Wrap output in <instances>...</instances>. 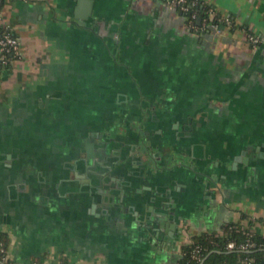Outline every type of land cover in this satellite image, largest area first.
Here are the masks:
<instances>
[{
  "label": "crops",
  "instance_id": "0c3cea01",
  "mask_svg": "<svg viewBox=\"0 0 264 264\" xmlns=\"http://www.w3.org/2000/svg\"><path fill=\"white\" fill-rule=\"evenodd\" d=\"M202 1L230 22L191 29L163 0H3L22 50L0 74L14 263L175 264L229 221L264 235V0Z\"/></svg>",
  "mask_w": 264,
  "mask_h": 264
},
{
  "label": "built area",
  "instance_id": "2783aa9c",
  "mask_svg": "<svg viewBox=\"0 0 264 264\" xmlns=\"http://www.w3.org/2000/svg\"><path fill=\"white\" fill-rule=\"evenodd\" d=\"M167 2L170 6L175 8L188 10L189 5L196 4L199 0H163ZM1 0H0V74L1 71L9 67L16 58L21 56V41L17 34L12 30V28L3 23L1 15ZM197 17V12L193 11L190 15L188 26L192 28H197V25L194 24L193 20ZM202 19L200 18V21ZM223 21L228 23L230 22L229 17L219 18L216 17V10L212 6L208 9L207 15L203 18V26L213 27L215 29H220V26L223 24ZM249 39L252 42H257L261 37L257 34H250ZM233 230L241 231L244 233V239H235L231 238L226 242V248L229 250L237 249L243 251L245 254L240 256L236 262L221 261L216 264H264V260L259 259L254 254V251L263 246V243L258 241L253 237L256 229L251 226H246L242 223L229 221L227 222L215 235H227L232 233ZM182 245V244H181ZM179 246V254L184 253L182 251V246ZM8 258L7 248L1 244L0 246V261H6ZM192 258L199 264H204V258L201 255V247L198 245L192 252ZM188 264H194L189 262Z\"/></svg>",
  "mask_w": 264,
  "mask_h": 264
},
{
  "label": "trees",
  "instance_id": "16d2710c",
  "mask_svg": "<svg viewBox=\"0 0 264 264\" xmlns=\"http://www.w3.org/2000/svg\"><path fill=\"white\" fill-rule=\"evenodd\" d=\"M3 0H1L2 4ZM212 7L211 4L205 3L202 0H199L196 4L189 5L188 10H182L181 13L187 17V20L189 21L190 15L193 11L197 12V17L194 18L193 22L197 25V28H208V26H203V18L207 15L208 9ZM201 18L202 20H198V18ZM216 17L222 18L223 17L216 12ZM226 23L223 21V24ZM245 235L241 231L233 230L232 233L227 235H215L214 233L210 232H202L198 234H193L188 241H185L182 243V251L184 253H181L179 255V258L175 264H188L189 262L194 264H199L200 262H196L192 258V252L193 250L199 245L201 247V255L202 258H204V264H216L221 261H228V262H236L238 261L240 256H243L245 253L241 250L233 249L229 250L226 248V242L231 239H244ZM253 237L257 239L258 241L263 243L262 247L257 248L254 251V254L259 259L264 260V235L255 232ZM3 244L7 250L9 246V237L8 235L0 231V246ZM0 264H16L11 259L7 258L6 261H0ZM35 264H42V259H38V261ZM59 264H69V261L67 257H62Z\"/></svg>",
  "mask_w": 264,
  "mask_h": 264
},
{
  "label": "water",
  "instance_id": "95a60500",
  "mask_svg": "<svg viewBox=\"0 0 264 264\" xmlns=\"http://www.w3.org/2000/svg\"><path fill=\"white\" fill-rule=\"evenodd\" d=\"M198 20H200V17L198 18ZM142 148H143V151H144V153L145 154H147L148 156H150V154H151V152H150V149H149V146L148 145H145L144 143H143V146H142ZM142 156V155H141ZM141 163L143 164V167H142V169H143V173H144V171H146V169H152V168H154V163H149V161L148 160H144L143 159V157H142V159H141ZM136 173V172H135Z\"/></svg>",
  "mask_w": 264,
  "mask_h": 264
},
{
  "label": "rangeland",
  "instance_id": "374dc122",
  "mask_svg": "<svg viewBox=\"0 0 264 264\" xmlns=\"http://www.w3.org/2000/svg\"><path fill=\"white\" fill-rule=\"evenodd\" d=\"M18 37H19V36H18ZM19 39H20V38H19ZM21 51H22V50H21ZM17 61H19V58H16V59L14 60L15 63H16ZM236 222H237V220H236ZM242 222H243V221H242ZM244 224H247V222L245 221ZM247 225H250V224H247ZM188 240H189V239H188ZM188 240H187V241H188Z\"/></svg>",
  "mask_w": 264,
  "mask_h": 264
},
{
  "label": "flooded vegetation",
  "instance_id": "af4514ba",
  "mask_svg": "<svg viewBox=\"0 0 264 264\" xmlns=\"http://www.w3.org/2000/svg\"><path fill=\"white\" fill-rule=\"evenodd\" d=\"M87 148H88L89 153H90L91 150H93V146H92L91 144H89V145L87 146Z\"/></svg>",
  "mask_w": 264,
  "mask_h": 264
}]
</instances>
